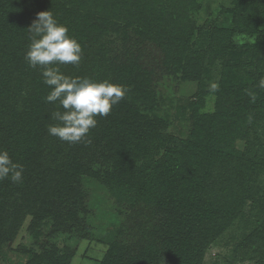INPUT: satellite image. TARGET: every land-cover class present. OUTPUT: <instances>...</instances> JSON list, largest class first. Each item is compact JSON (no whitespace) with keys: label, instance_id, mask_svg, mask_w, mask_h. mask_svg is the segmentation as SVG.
<instances>
[{"label":"trees","instance_id":"obj_1","mask_svg":"<svg viewBox=\"0 0 264 264\" xmlns=\"http://www.w3.org/2000/svg\"><path fill=\"white\" fill-rule=\"evenodd\" d=\"M203 1L0 0V149L24 167L22 182L0 181V246L31 215L36 237L51 218L105 243L99 264H203L243 219L251 228L231 261L264 264V0H233L230 27L198 25ZM47 10L83 50L79 66L59 65L61 73L129 89L96 117L87 142L49 135L59 103L46 102L49 87L24 60L27 28ZM235 34L254 39L236 45ZM217 61L216 87L199 90ZM180 81L197 91L186 131L173 134L164 109L172 97L159 86ZM210 93L214 110H203ZM96 192L113 214L105 230L90 224ZM248 202L263 213L247 220ZM28 254V264H70L55 248Z\"/></svg>","mask_w":264,"mask_h":264},{"label":"rangeland","instance_id":"obj_2","mask_svg":"<svg viewBox=\"0 0 264 264\" xmlns=\"http://www.w3.org/2000/svg\"><path fill=\"white\" fill-rule=\"evenodd\" d=\"M233 0H204L200 10L196 14V23L202 24L205 20L210 26H225L230 27L233 23V16L226 12L231 8ZM253 37L247 34H235L232 41L236 45L246 42H252ZM212 78H204L205 86L199 87V90H208L216 87V82L219 78L221 70L220 62H216L212 67ZM166 88L168 97L171 102H166L165 111L169 114L170 126L169 132L179 134L186 131L188 123L186 116L189 114V100L197 91L196 85L193 82L180 81L178 83L172 82L170 84H160L161 87ZM214 95L210 93L206 96V103L203 110L213 111ZM92 187L89 188V191ZM99 193L102 201L94 203L93 208L98 210L95 217L91 218V225H100V230H105L109 225L110 220L113 219L111 210H108L109 202L104 199L103 192ZM253 206L247 203L245 209L246 218L253 219L255 215H261L263 209L259 206L256 211H251ZM114 218L116 219L115 215ZM31 221V215H27L19 228L16 236L11 242H5L0 246V264H28L29 254H40L44 250L55 248L60 253H68L70 264H99L105 250L107 248L105 243L100 242L97 238L89 237L81 238L74 232L68 231L65 227L54 225L51 218H46L41 222L38 236H34L32 232H28V226ZM243 219L235 222L229 227L206 251L203 264H253L252 262H232L231 256L235 244L241 239L243 233L247 234L251 228ZM248 223V222H247ZM99 227V226H97ZM97 231V230H96ZM75 234L72 236V234ZM100 232H96L98 236ZM96 236V237H97Z\"/></svg>","mask_w":264,"mask_h":264},{"label":"clouds","instance_id":"obj_3","mask_svg":"<svg viewBox=\"0 0 264 264\" xmlns=\"http://www.w3.org/2000/svg\"><path fill=\"white\" fill-rule=\"evenodd\" d=\"M27 31L30 43L24 60L30 68L40 70L43 83L49 87L46 102L59 103V108L51 114L58 123L48 126L49 135L69 144L87 142L90 130L98 123L96 117H107L129 89L106 80L97 82L60 72L59 65L78 67L83 50L77 39L68 34L67 26L59 23L50 10L38 12ZM259 86L264 88V78ZM248 95L255 102V94ZM23 172V165L15 162L7 150L0 149V181L10 179L20 183Z\"/></svg>","mask_w":264,"mask_h":264}]
</instances>
